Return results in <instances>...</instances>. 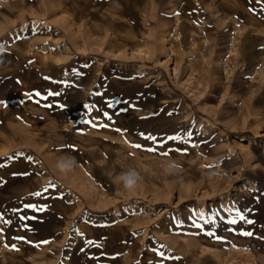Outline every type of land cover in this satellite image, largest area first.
I'll return each instance as SVG.
<instances>
[{
  "label": "rangeland",
  "instance_id": "374dc122",
  "mask_svg": "<svg viewBox=\"0 0 264 264\" xmlns=\"http://www.w3.org/2000/svg\"><path fill=\"white\" fill-rule=\"evenodd\" d=\"M0 211V264H264V0H0Z\"/></svg>",
  "mask_w": 264,
  "mask_h": 264
},
{
  "label": "snow or ice",
  "instance_id": "6c2138e0",
  "mask_svg": "<svg viewBox=\"0 0 264 264\" xmlns=\"http://www.w3.org/2000/svg\"><path fill=\"white\" fill-rule=\"evenodd\" d=\"M77 75H80V74L77 73ZM65 86H66V87H69V86H71V85H68V84L65 83ZM35 95H36L37 97H40V96H41V94H40L39 92L35 93ZM59 95H60L59 92H49V93H48V96H59ZM94 95H103V94H102V93H94ZM48 96H44V97H42V98H43V99H47ZM37 103H39V100H37ZM105 103H106L107 107L112 108L114 103H115V104H120V103H122V101H120V100H108V101H105ZM123 103H127V102L125 101V102H123ZM47 106H48V107H51L50 104L47 105ZM61 107H62V106H61ZM94 107H95L94 105H90V106H86V109H87V110H91V109L94 108ZM95 110H96L97 112H101L102 116H103L104 118H106L107 120H112V116L109 115L108 112L103 111L102 109H100V108H98V107L95 108ZM87 123L92 124V126H94V127L97 126L95 123H93L92 120L87 121ZM103 126H104V127H108V125H103ZM116 131H117V132H120L121 129H116ZM142 135H143V134H142ZM187 135H188L189 137H191L192 134L189 132V133H187ZM180 138H181L180 136H173V137H170L169 139H172V140H179ZM147 139H152V138H151V137H147ZM192 146L195 147V145H192ZM133 147H135V148H143V145L136 144V145H133ZM146 150H147V151H150V152H155L157 149H156V148H148V149H146ZM34 195L39 197V196H42L43 194H42L41 192H36V193H34ZM61 199H62V197H61ZM26 210H30V211H32V212H43V211H46L47 208H46V206H45V207H37V206L34 205V204L28 203V204H24L23 209H20V208H13V209H11V211H12L14 214H19V213L22 212V211L25 212L24 215H19V220H20L21 222H23V226H24V228L30 230V228H29L27 222H28L29 220L36 219V217H35V216H31V217L28 216V215L26 214ZM236 216L238 217V219H239L240 221H243V222H245V223H247V224H253V223H254V221L247 219V218L245 217V215L243 214V212H241L240 210H236ZM0 222H3V224H5V225H11V224H12V221H11L10 219H5V214H4V212H2V211H0ZM230 223L233 224V225H236V224H237V219H232V220L230 221ZM76 231L78 232L79 230L77 229ZM0 234H3V229H0ZM241 234H242V235H245V236H252V235H253V233L250 232V231H249V232H242ZM15 239H19V240H21V241H23L24 243H27V244H33L32 241L27 240V239H26L25 237H23V236L15 237ZM49 242H50V241L45 240V241H41L40 243H41V244H47V243H49ZM88 243H90V244H95V241H91V240H89ZM33 246H39V245H33ZM13 250H15V251H19V249H18V248H15V246H13ZM160 255H161V257H163L164 254H163V253H160Z\"/></svg>",
  "mask_w": 264,
  "mask_h": 264
},
{
  "label": "clouds",
  "instance_id": "9594fccd",
  "mask_svg": "<svg viewBox=\"0 0 264 264\" xmlns=\"http://www.w3.org/2000/svg\"><path fill=\"white\" fill-rule=\"evenodd\" d=\"M63 167V166H61ZM120 181L123 182L124 186L128 189H132L136 183V176L134 173H128L122 177L118 178Z\"/></svg>",
  "mask_w": 264,
  "mask_h": 264
}]
</instances>
